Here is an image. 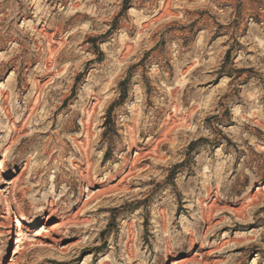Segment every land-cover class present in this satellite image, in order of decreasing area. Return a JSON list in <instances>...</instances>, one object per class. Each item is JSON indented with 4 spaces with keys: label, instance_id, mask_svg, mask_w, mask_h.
I'll list each match as a JSON object with an SVG mask.
<instances>
[{
    "label": "rangeland",
    "instance_id": "obj_1",
    "mask_svg": "<svg viewBox=\"0 0 264 264\" xmlns=\"http://www.w3.org/2000/svg\"><path fill=\"white\" fill-rule=\"evenodd\" d=\"M0 160V264H264V0H0Z\"/></svg>",
    "mask_w": 264,
    "mask_h": 264
},
{
    "label": "bare ground",
    "instance_id": "obj_2",
    "mask_svg": "<svg viewBox=\"0 0 264 264\" xmlns=\"http://www.w3.org/2000/svg\"><path fill=\"white\" fill-rule=\"evenodd\" d=\"M4 163H5L4 160H0V173L3 171ZM8 184H9V185H12V182L9 181ZM0 189H1V190H0L1 195L4 194L3 191H4V192H7V194H9V192H10V190H9L10 187H7V189H2V188H0ZM259 189H261V187L258 188V190H259ZM98 191H99V190L94 191L93 194L96 193V192H98ZM54 211H55V210H54ZM40 221H41V218H35V217H33V218H27L24 214H20V215L18 216V220H16V222H15V223L18 225L19 230H18V229H17V230H10V231L8 232L7 242L11 241L15 235L20 236V230H21V228H22V223H23V222H27V223L30 225V227H32V226L38 224ZM60 226H61V223H60V222H59V223H54L53 225L49 226V227L47 228V230H46V231H48V232L45 233V236L47 235V237H48L51 241H53V242H59L60 239H57V238L53 237V236H52V233H54L55 229L58 228V227H60ZM38 242L40 243L39 240H38ZM42 244H43V242H42ZM105 258H106V257H105ZM105 260H108V259H105ZM185 260H186V259H181V258H180V259H174V260L171 261V262H172V264H182ZM183 264H184V263H183Z\"/></svg>",
    "mask_w": 264,
    "mask_h": 264
}]
</instances>
